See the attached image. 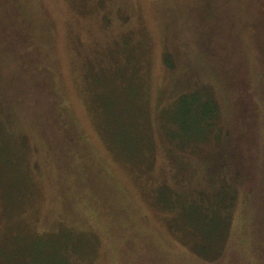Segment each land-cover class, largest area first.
<instances>
[{
	"label": "rangeland",
	"instance_id": "rangeland-1",
	"mask_svg": "<svg viewBox=\"0 0 264 264\" xmlns=\"http://www.w3.org/2000/svg\"><path fill=\"white\" fill-rule=\"evenodd\" d=\"M208 92L238 149V207L222 254L202 259L151 200L173 180L157 117L181 131L177 98ZM1 106L15 141L0 156V264H36L48 234L82 264H264L263 212L240 211L245 191L264 204V0H0ZM60 126L96 159L88 183Z\"/></svg>",
	"mask_w": 264,
	"mask_h": 264
},
{
	"label": "trees",
	"instance_id": "trees-1",
	"mask_svg": "<svg viewBox=\"0 0 264 264\" xmlns=\"http://www.w3.org/2000/svg\"><path fill=\"white\" fill-rule=\"evenodd\" d=\"M21 32L20 30L19 35ZM185 94H181L177 98V102L182 105L184 119L188 122V124L182 125L181 131H173V129L166 131V120L157 117L158 136L160 138L163 136L159 145L170 161L173 180L172 184L164 182L157 188L155 187L156 190L153 193L158 192L159 195H154L151 203L167 215L166 222L183 239L184 244L187 242L191 256L213 259L222 254L225 247L223 243L227 240L230 231L233 209L236 205L238 207V198L236 199L238 194L237 180L233 178L237 170H234V167L236 168L238 163V149L233 144V131L224 126L222 122L213 95L209 92L203 97ZM6 119L10 122L9 117ZM6 119L3 117L1 106L0 156H4L10 149L7 145H13L15 141L13 134L9 131V126L5 122ZM162 120L164 122L159 126V122ZM60 127L61 130L65 129ZM71 128V131L69 128L64 130L65 138L62 139L60 148L62 152L66 150L69 161L71 164H75L76 173L80 179H84L81 183H88V176L93 173L90 168L93 169L92 164L95 163L96 159L81 146L83 144L81 135L78 137L73 135L76 133L77 127L71 126ZM40 133L43 139L42 145L48 153H52L56 145L50 138L51 135L46 134L47 129L42 125ZM44 134L48 136L45 137ZM68 136L70 140L67 144L75 147L80 145L82 149H77L76 154L80 160L76 163L73 161V153L69 154L70 150L64 146ZM21 139L28 140V135H22ZM183 139L186 143H183ZM0 160L2 165L0 169L6 168L5 164L8 163V159L0 158ZM231 178L234 182H229ZM94 195L93 191L92 196L94 197ZM96 197L99 201L96 205L103 207L109 205L114 209V204L113 206L111 204L114 203L113 201L110 200L105 206V199L101 196ZM242 198L240 211L243 206L242 210H246L244 216L249 212L251 214L263 212L260 223L264 226L262 199L257 198L253 191H245ZM258 202H261L262 205ZM240 215L243 219L241 212ZM63 231L68 232L66 229ZM263 236L261 240L264 238ZM45 239L33 247L34 258L31 260L36 259V264L45 262L48 264H82L70 256V252H66L64 246L66 242L62 243L61 237L48 234ZM54 239H60L61 242L53 241ZM92 243L94 245L93 241ZM164 243L167 246L166 239ZM76 258H80V256L77 255Z\"/></svg>",
	"mask_w": 264,
	"mask_h": 264
}]
</instances>
